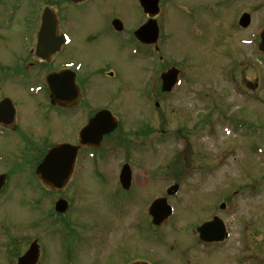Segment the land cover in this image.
Segmentation results:
<instances>
[{"label":"rangeland","instance_id":"1","mask_svg":"<svg viewBox=\"0 0 264 264\" xmlns=\"http://www.w3.org/2000/svg\"><path fill=\"white\" fill-rule=\"evenodd\" d=\"M16 1L21 7L9 19L10 26L0 29V78L9 69L24 72L23 64L30 61L26 57L28 54L21 50L24 21L33 20L36 9L51 6L55 0H0V18L5 13L10 17L6 8L13 11ZM171 1L187 4L190 13L184 15L171 10L174 12L170 13L169 25L163 19L162 27L165 32L170 31L171 36L167 51L180 59L187 55L192 57L196 64L194 82H201L200 90L194 88L193 83L184 85L172 99L155 91L153 85V100L142 102L138 84L144 73L143 65L131 56L122 45L124 42H113L101 34L107 17L116 16L125 22L135 20L136 0H92L87 10L74 8L61 23L73 39L65 57L81 60L85 66L89 62L95 68L109 61L122 73L119 83L114 86L123 90L122 112L114 113L119 119L118 126L103 138L100 148L118 149L116 144L123 140L128 154L120 145L122 150L116 149L118 155L105 161L98 160L97 165L95 160L87 161L86 166L80 168L81 160L77 162L79 170L82 169L78 178L84 182L86 196L80 202L79 213L74 207L70 219H79L86 226L77 231L79 236L73 240L67 227L61 226L67 224L63 222L66 215L59 217L61 224L49 237H45L48 235L46 219L42 229L30 226L34 222L31 220L37 217L35 213H41L42 208L45 214L49 211L55 196L49 200L39 198L38 205L44 204L36 212H30L29 203L28 222L21 227L29 240L44 234L39 238L42 247L35 264H107L109 257H113L111 264H129L137 258L149 264H264V55L257 50V34L264 27V0ZM243 12L251 16V23L245 29L237 23ZM241 40L252 42L245 45ZM161 64L165 71L164 63ZM38 74L39 70L36 77L24 84L36 85ZM5 85L1 84L0 89ZM23 89L20 91L25 92L26 87ZM94 96L93 105H102L108 99V96ZM33 100L28 101L29 114L36 110L33 114L36 116L38 110L33 108ZM155 102L158 107H154ZM117 105L116 101L114 106ZM176 106L179 107L175 109ZM118 109L119 106L116 111ZM199 117L207 119L211 128H204L194 135L185 129L187 139L183 141L176 130L183 125L193 126ZM70 122L76 128L81 126L76 123L77 119ZM147 124L157 132L148 131ZM69 125L67 120L49 119L40 132L44 147L61 140L73 141ZM145 128L148 135L136 139L149 137L145 144L152 139L148 145L156 152L155 158L147 151L141 153L144 152L139 149L141 146L130 142L133 138L130 131L135 130L137 135L144 133L141 130ZM159 158L160 169L156 175L170 173L172 182L185 178L180 184L179 200H170L175 213L170 218L171 224L164 229L152 225L151 218H144L142 210L146 202L163 195L160 186L167 183L151 179L143 182ZM125 162L131 163L137 174L138 185L132 189L131 201H126L125 194L116 187V175ZM69 186L65 192H60L67 198L73 196ZM23 192L30 195L29 186ZM32 196L38 199L37 195ZM118 196L121 205H116ZM120 207H123L122 211ZM9 212L20 214L15 207ZM213 216L224 219L231 234L229 242L218 250L200 242L195 230V226ZM100 223L111 229L113 241L104 243L105 232L101 236V232L94 231ZM150 230L158 232L160 241L153 240ZM87 234L91 235L89 239ZM115 250H118L117 256ZM11 260L15 261L13 257ZM0 264L7 262L0 260Z\"/></svg>","mask_w":264,"mask_h":264},{"label":"flooded vegetation","instance_id":"2","mask_svg":"<svg viewBox=\"0 0 264 264\" xmlns=\"http://www.w3.org/2000/svg\"><path fill=\"white\" fill-rule=\"evenodd\" d=\"M91 1L92 0H55L51 3V6L45 5L50 7L53 14H55L56 31L55 43H53V45H55V51L44 57L37 56L39 51L37 48V34L40 27L41 10L37 9L35 12H33V20H30L28 23L27 21H24L26 18L24 17L23 21L26 22V24L24 25L25 33L22 35L21 39V50L23 53L28 54L26 57L30 61L23 64V73L11 72L12 69H9V72L2 74L0 78V85L3 83L6 84L2 90L0 89V105L5 102L4 106H0V260L7 262V264H17L18 258L26 253L33 242H35V244L38 246L40 254L42 243L40 242L39 238L44 234H42L40 237L37 235L38 237L29 240L27 237V232H25L21 227L23 223L28 222L27 211L29 209V203L31 204L29 209L30 212H36L38 209L42 208L44 204V202H42V205H38L39 198H42L43 200L46 198L49 200V197L54 198L55 196V201L53 205H51V208H49V211L52 212L46 211L45 214V210L42 208L41 213H35L37 217L35 220H31L34 222L30 224V226L34 228H36V226H40V229H42L44 220L46 219V234L48 235L45 234V237H49L55 234L56 226L61 224L59 222V217H64L66 215V219L63 218V222L66 221L67 224H62L61 226L67 227L70 232L69 237L71 240H73L79 236L77 235V231L85 229L86 226V223H80L79 219H70V214L75 211L74 207H76V211L78 210L79 213L80 202L86 196V193L83 190L85 189V186L82 185L84 182L82 181V183L78 178L80 170H82H79L78 166H80V168H84L87 164V161L95 160V164L97 165L98 160L105 161L107 159H111L114 154L118 153L117 151L122 150L120 145L125 149L123 152L128 154V148L124 147L125 143L123 140V144L119 141L116 144L118 149L115 147L100 148V143L103 138H106L117 129L119 119L116 116L115 118L117 119V124L115 128L111 132L102 134L99 142L96 144H83L79 137L80 130L85 127L88 121L97 113L105 111V109L109 110L113 116L115 112H122V109L120 108L122 106L120 103L121 98L123 97V90L122 87L114 88L115 84L119 83L122 73L119 72V69L116 65L114 66L113 64L108 63L109 61H106L103 62L99 68H95L89 62H87V66H85L81 60L75 61L74 59L64 56L67 47L72 43L73 39L70 32L66 28H62L61 23L65 22L66 17L69 15L72 9L77 8L79 10H87V7ZM174 3L177 2H172L171 0H159L158 13L153 17L156 22L154 28L155 26L158 28V37L154 42L150 40L151 38L149 35L148 37L145 35L144 37H141V39L134 33L140 26L144 25L150 20V17L147 15V13H145L140 8L137 0L134 3L136 6L135 20L125 22L116 16H110L105 19V29L101 34L103 36H108L113 42H124L122 45L126 46L127 50L130 51L131 56L134 57L137 62L141 63L144 67V73L141 77L142 79L139 80L138 84V93L141 101L144 103L146 100L148 103L153 100V93H155L153 90L154 87L157 89L155 91L163 93V95L166 94L165 96L167 99H172L173 97L176 98V95L180 92L181 88H183L184 85L188 86L191 83L195 85L194 88L200 90L199 86L201 82H194L195 77L193 75V71L196 69V64L193 58L187 55L186 58L180 59L178 55L167 51V44L169 43L171 36L170 31H164L165 28L162 27V21L165 19V24L169 25V20L171 17L163 15L170 14L172 11L167 9L165 12V9H163V4H167L170 6L169 8H171L172 4L175 5ZM9 19L10 18L3 14V16L0 18V29L10 26ZM117 21L120 22V25H118ZM47 48L48 46L45 43L43 45V52H41L42 55H46L48 53ZM161 63H164L165 71L171 69L173 72H175V76L172 79L173 83L167 84V86L170 85V90L163 89L164 83L161 75L164 71L163 65ZM53 64L54 66H52ZM51 66L53 68L51 70H47ZM37 70H39V74L37 75V80L39 82L37 81L35 86H39L40 88L36 94L33 95L29 93L28 86L24 83H27L29 79L36 77ZM51 72L55 73V96L61 97L55 98L56 104H51L52 100H49V90L45 80V76ZM64 83H67L68 85L66 88H64ZM13 85L15 90L13 89ZM25 87V92L20 91ZM106 92L109 94H106ZM94 94H98L101 97L108 96V99H106L102 105H93L92 99L95 97ZM67 96L68 98L65 99ZM32 99H35L32 102L33 108L38 110L36 116L33 115L36 113V110H32V114H29L30 111L28 107V101ZM116 101L118 102L117 106H119L117 111V106H114ZM158 105V103H154V107H158ZM178 107L176 106L175 109ZM124 112L127 111L124 110ZM53 117L54 119L58 118L61 120H67L68 124L70 123L69 126L73 131V134L71 133L73 141L61 140L54 142V145L59 142H68L78 147L70 179L66 186L59 191L45 187L35 173L37 166L42 162L46 153L54 146L52 145L45 148L44 138L40 135L42 128L47 126L49 119H53ZM73 119H77L78 122L76 123H80L81 126L76 128L75 126L71 125L70 120ZM143 119L144 117L141 118V120ZM197 121L202 124L204 117H199ZM146 128L148 131L151 129L153 133L157 132L155 131L156 128L152 129L149 124H147ZM146 128L141 130L145 131L144 133H137V135L136 132H134L135 130L130 131L129 135H131V133L133 134V138L130 139V142L138 147L141 146L139 149L144 151L141 153H145V151H147L155 158L156 152H154V150H150L152 148L150 145H148L152 139L147 144H145L146 142L144 141L149 139V137L140 138L139 140L136 139L140 136H143V134L148 135ZM185 129L189 130L190 132L192 131V134L194 135L198 129V123H195L190 127L188 125H183L176 130L177 134H180V137L183 139V141H186L187 139V131ZM160 159L161 158L158 159V164L153 166L154 169H152V171L148 174L147 179H144L143 182H146L149 179H151V181L157 180L159 183L167 182L166 184L160 186V192H163V194L167 187L173 183H179V191H181L180 184L184 183L185 178H180L179 180H176V182H172L170 180L172 174L170 173L161 172L156 175V171L160 169ZM80 160L81 164H78L77 166V162ZM83 160H86L85 163H82ZM125 164L129 166L130 170V181L126 189L123 188L119 181L120 170ZM121 168L116 175V180L118 183V186L116 187L118 191L125 194L127 199L126 201H131L132 189L135 187V185H138V183L136 184L137 180H135L137 179L136 169L129 162H125ZM162 170L163 169H161V171ZM68 184L71 185L69 186L71 189L70 194H73V196L70 198H67L60 193L67 190ZM27 186H29L30 195L27 194L26 196L23 190ZM79 190H83V192H79ZM118 194L123 195L120 193ZM32 195H37L38 199H34ZM159 195L162 196V193ZM58 200H64L63 202L65 203V211L62 213L55 209V203ZM167 200L170 203L171 197H168ZM120 201V196H118L116 205H121ZM148 204L149 201L144 204L142 209L144 213H146H143L144 218H150L146 211ZM12 207L18 208L20 210V214H11L9 209ZM122 208L123 207H120V211H122ZM150 222L152 224V221ZM170 224L171 220L168 219L164 226H168ZM195 228H197V226H195ZM94 231L96 233L97 231L101 232V236L102 232H105L106 236L102 239L104 243H107L108 240L113 241V232H109L111 229H107L106 225L100 223L99 226L94 229ZM150 231L152 232V230ZM153 231L155 232L156 230ZM90 237L91 235H86L87 239ZM100 249L102 248L100 247ZM117 251L118 250H115V256H117ZM11 257H13L15 261H12ZM137 259V261L143 260L141 258ZM112 261L113 257H109L106 260V263L111 264ZM137 261H133L129 264ZM142 262L148 263L145 260Z\"/></svg>","mask_w":264,"mask_h":264},{"label":"water","instance_id":"3","mask_svg":"<svg viewBox=\"0 0 264 264\" xmlns=\"http://www.w3.org/2000/svg\"><path fill=\"white\" fill-rule=\"evenodd\" d=\"M143 5L145 12L153 16L157 13V2L158 0H140ZM48 21V22H47ZM250 23V15L247 13L242 14L239 24L243 27L248 26ZM155 22H148L136 31L138 37H144L145 35L151 38L150 40L154 42L157 38V29L154 28ZM120 27V26H119ZM41 29L44 34L48 30V41L46 42L47 54H51L55 51V19L53 17H48L47 13L45 18L43 17V24ZM42 32V33H43ZM42 36V35H41ZM41 39V37H40ZM148 41V40H147ZM259 50L264 53V29L260 32V42ZM175 72L167 75L166 78L163 77L164 85L163 89L169 90L170 85L173 83V78ZM66 86H68L66 84ZM52 91L55 94V86L52 87ZM116 123L111 118L110 115H105L99 113L94 119H92L88 126L81 131V138L83 143L96 144L99 142L101 135L108 133L114 129ZM76 148L69 144H59L56 145L44 158L43 163L39 166L37 173L42 179V181L52 189H61L65 182L67 181L69 174L71 172L72 164L76 155ZM121 182L126 188L128 186L129 171L127 166H125L120 175ZM56 209L58 211L65 210L64 202H57ZM151 214L153 218V223L160 224L167 216L169 211L165 209L164 200H156L151 206ZM200 238L204 241H219L225 238V233L222 224L219 219H214L212 222L205 223L198 228ZM38 258L37 246L32 244L28 251L18 259L17 264H35ZM142 264V263H135Z\"/></svg>","mask_w":264,"mask_h":264},{"label":"bare ground","instance_id":"4","mask_svg":"<svg viewBox=\"0 0 264 264\" xmlns=\"http://www.w3.org/2000/svg\"><path fill=\"white\" fill-rule=\"evenodd\" d=\"M14 14V13H13ZM174 211V210H173ZM173 215H174V212H173ZM230 238H231V236H230ZM229 242V240L226 242V244Z\"/></svg>","mask_w":264,"mask_h":264}]
</instances>
